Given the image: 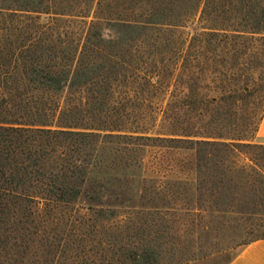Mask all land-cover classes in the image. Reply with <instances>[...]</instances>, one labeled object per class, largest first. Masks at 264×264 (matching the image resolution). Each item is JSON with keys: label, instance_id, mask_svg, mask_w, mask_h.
Segmentation results:
<instances>
[{"label": "trees", "instance_id": "1", "mask_svg": "<svg viewBox=\"0 0 264 264\" xmlns=\"http://www.w3.org/2000/svg\"><path fill=\"white\" fill-rule=\"evenodd\" d=\"M263 46L264 0H0V252L172 264L178 209L264 221ZM152 149L194 176H149Z\"/></svg>", "mask_w": 264, "mask_h": 264}, {"label": "rangeland", "instance_id": "2", "mask_svg": "<svg viewBox=\"0 0 264 264\" xmlns=\"http://www.w3.org/2000/svg\"><path fill=\"white\" fill-rule=\"evenodd\" d=\"M264 57V46L262 47ZM251 88H262L259 105L253 107L250 97L247 110L253 111L252 123L258 122L264 106V62L252 72ZM258 141V139H257ZM259 142V141H258ZM264 144L263 142H261ZM264 155V148L247 149ZM191 152L152 149L146 156V173L162 181L192 178L188 169ZM195 205L178 209L174 221L167 220V228L159 238L164 243V261L172 264H229L243 247L264 235V221H257L247 214L215 209L197 210ZM169 217V216H168ZM0 264H11L9 255L0 252Z\"/></svg>", "mask_w": 264, "mask_h": 264}, {"label": "crops", "instance_id": "3", "mask_svg": "<svg viewBox=\"0 0 264 264\" xmlns=\"http://www.w3.org/2000/svg\"><path fill=\"white\" fill-rule=\"evenodd\" d=\"M257 139L264 143V115L259 126ZM229 264H264V237L247 243Z\"/></svg>", "mask_w": 264, "mask_h": 264}]
</instances>
